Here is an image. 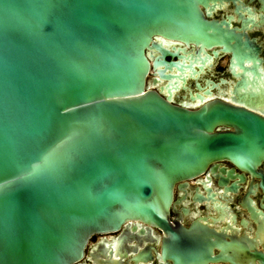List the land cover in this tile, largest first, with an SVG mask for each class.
<instances>
[{
	"label": "water",
	"instance_id": "obj_1",
	"mask_svg": "<svg viewBox=\"0 0 264 264\" xmlns=\"http://www.w3.org/2000/svg\"><path fill=\"white\" fill-rule=\"evenodd\" d=\"M199 1L0 0V264H80L95 235L133 222L170 233L175 264L218 258L170 219L175 187L219 159L258 162L264 118L221 101L192 110L147 84L180 67L155 35L257 61L258 44Z\"/></svg>",
	"mask_w": 264,
	"mask_h": 264
},
{
	"label": "flooded vegetation",
	"instance_id": "obj_2",
	"mask_svg": "<svg viewBox=\"0 0 264 264\" xmlns=\"http://www.w3.org/2000/svg\"><path fill=\"white\" fill-rule=\"evenodd\" d=\"M198 4L208 20L226 31L235 30L243 40H254L260 49L257 61L247 58L240 67L224 44L209 46L194 38L155 35L173 54H167V60L179 62L180 67L164 71L170 79L161 77L163 65L152 68L147 84L171 97L174 104L192 110L221 101L264 118V0H201ZM149 52L161 55L157 48ZM215 131L240 130L221 122ZM170 219L218 257H204L200 264H264V157L252 164L219 159L204 173L180 181ZM170 236L159 227L133 222L119 231L95 235L80 264H175L163 250Z\"/></svg>",
	"mask_w": 264,
	"mask_h": 264
}]
</instances>
